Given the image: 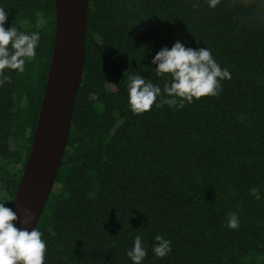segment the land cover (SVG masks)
<instances>
[{
  "label": "trees",
  "instance_id": "1",
  "mask_svg": "<svg viewBox=\"0 0 264 264\" xmlns=\"http://www.w3.org/2000/svg\"><path fill=\"white\" fill-rule=\"evenodd\" d=\"M85 65L67 147L36 225L44 264H264V0H88ZM39 33L24 71L0 86V203L13 201L31 149L55 35V0H0ZM176 41L207 48L231 79L183 108L136 115L128 80L163 89L151 61ZM235 212L239 228L227 227ZM171 252L154 254L156 235Z\"/></svg>",
  "mask_w": 264,
  "mask_h": 264
},
{
  "label": "clouds",
  "instance_id": "2",
  "mask_svg": "<svg viewBox=\"0 0 264 264\" xmlns=\"http://www.w3.org/2000/svg\"><path fill=\"white\" fill-rule=\"evenodd\" d=\"M219 3L220 0H208L211 8ZM7 19L8 13L0 8V86L11 83L10 77L5 75L6 70L24 71L26 61L36 55L40 38L39 33L26 34L14 25L5 28ZM151 63L156 65L157 76L170 75L171 82L164 85L163 91L171 99L157 104L161 88L141 75H130L127 77L128 100L131 111L136 115L150 111L154 104L157 107L178 104L179 108H183L185 102L191 104L202 97L216 96L221 88L220 81L231 79L228 69L220 67L209 49L185 47L179 41L171 49L164 47L158 51ZM25 212V217L21 219L12 208L0 203V264H44L47 244L42 239V232L35 227L29 231L15 226L17 220L23 224L30 222L31 212L27 209ZM239 226L237 214H229L227 227L235 230ZM155 240L158 243L154 245L153 251L157 257L163 258L171 252L170 240L159 234ZM146 255L141 237L136 236L127 256L133 264H141Z\"/></svg>",
  "mask_w": 264,
  "mask_h": 264
},
{
  "label": "water",
  "instance_id": "3",
  "mask_svg": "<svg viewBox=\"0 0 264 264\" xmlns=\"http://www.w3.org/2000/svg\"><path fill=\"white\" fill-rule=\"evenodd\" d=\"M88 0H55V35L49 72L30 152L12 210L30 222H15L29 231L36 227L60 168L71 127L75 98L85 65Z\"/></svg>",
  "mask_w": 264,
  "mask_h": 264
}]
</instances>
